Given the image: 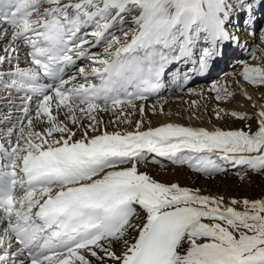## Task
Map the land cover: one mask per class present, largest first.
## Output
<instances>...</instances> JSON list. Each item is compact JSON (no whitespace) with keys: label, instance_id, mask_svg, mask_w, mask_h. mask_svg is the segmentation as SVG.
Segmentation results:
<instances>
[{"label":"snow or ice","instance_id":"obj_1","mask_svg":"<svg viewBox=\"0 0 264 264\" xmlns=\"http://www.w3.org/2000/svg\"><path fill=\"white\" fill-rule=\"evenodd\" d=\"M259 8L264 0H0V99L15 107L23 93L15 122L0 116L11 123L0 130V264H264V198L229 206L140 171L163 158L208 176L225 164L264 172V109L255 131L141 130V120L108 132L97 119L118 112L131 124L125 109L159 92L169 65L203 42L206 69L239 45L233 20L244 13L250 25ZM242 76L264 85V66L245 62Z\"/></svg>","mask_w":264,"mask_h":264},{"label":"bare ground","instance_id":"obj_2","mask_svg":"<svg viewBox=\"0 0 264 264\" xmlns=\"http://www.w3.org/2000/svg\"><path fill=\"white\" fill-rule=\"evenodd\" d=\"M260 12L264 13V8H259L254 13V16H255L254 21H255V28L256 29L259 27V25H261V20H260L261 14H260ZM245 15L246 14H244V13H243V15H242V13H240L236 18H238L240 16L242 18H244ZM236 18L233 20L232 25H229V27H231V29H229V30L233 33L241 27V26L239 27L237 24H235ZM258 20H260V21H258ZM258 23H259V25H258ZM243 30L244 31L241 34H243V35L245 34L244 38H242V40H240L241 42L239 43V45H236V44L230 45L228 51L224 52L225 55L223 56L222 61H220L217 58L210 61V63H212V69L215 67L214 72H216L217 67H219L220 65L222 66L223 62L227 58H230V57H234V58H243L244 57L245 58L247 56V54L250 52L251 48L254 47V44L252 41L257 39V37L255 35L249 34L248 29L243 28ZM243 46H244V48H243ZM200 48H203V47L200 46ZM245 48L250 49V50L246 51ZM196 49L197 48H195L193 50V53L195 54L194 60L198 59V56H199L198 53L196 52ZM262 53H264V44L262 45V47H260V51L257 54L258 58H256L257 60H255L252 63H249V65H251V66H264V60L260 59V57H262L261 56ZM190 62H192L190 59L181 60L178 63V66H180L184 69H186V68L189 69L187 73L192 74V77H193V76H195V74L197 72L192 70V68L189 67L188 63H190ZM186 65H188V66L185 68ZM21 66L26 67L27 65L22 63ZM191 67H193V65ZM178 73H179V71L175 72V78L178 77ZM212 74L213 73L211 72L205 78H197L196 79V81L197 80H201V81H200V83L195 84L197 86H196L195 91L193 93L194 94L193 98H191V99L189 98V96H187V93H186L187 91L184 90V91H182V95H179V97H183L182 101L180 100V102L172 100V99L168 98L167 96L164 97L162 100L153 99V97H152V98H148L146 101H136L135 103H136V105H139V108H141V106H145L150 101V107H151L150 109L157 111L156 114H159V116L154 117V121L150 118V115H147L150 113L143 112V113H145V115L142 114L139 116L138 111H134V110L128 111V109L126 108L125 111L128 113L127 119L128 120H131V118H139L140 120L146 119L148 121L147 122L148 125L143 126V128L141 130H144L147 128L159 127V126H162V125H165L168 123L178 124V125L184 126V124H183L184 120H193V119H194L193 121H196L199 119V122H196L194 126L192 125L193 126L192 128H203V129H206L209 131H215V130L233 131L235 129L247 130V128L243 127V125H245L246 123L251 124L252 129H253L254 128L253 126L254 125L256 126V119H255L256 116L255 117L253 116V119H251V120H241V119H238L237 117H235L233 115H232L233 117H229L226 115L225 117L222 116L223 118L221 119L222 120L221 122H219L217 120H212L213 115L210 116L206 110H208L210 107L216 108V104L211 105L209 103V101L207 100L208 96L206 97V99H204L202 101L200 100L201 104L198 105L200 110L196 114H194V113H192V111H190L191 109L188 108L187 102L188 101H193V102L195 101L196 103L199 102V101H197L199 98L198 99L196 98V94L201 95V93L202 94L205 93L206 86L208 85V84H206V81H207L208 77H210ZM240 75H242V73ZM233 76L235 77L233 80L234 89H236V91H239L241 94L250 93L254 97L253 100L255 101V103L258 102L259 109L260 110L264 109V102H260L257 98L256 92H258V90L250 87V84L246 83L248 81L243 80V78H240V76H236V75H233ZM172 80H174V77L172 78ZM241 81H243V82H241ZM94 82H98V81H94ZM189 86H190V84H189ZM173 87L177 88V86H173L172 82H169V86H167L166 92L171 91V89H173ZM185 89H187V87ZM163 92H165V91H163ZM5 94H7V93L0 92V96H4ZM22 95H23V93L13 92L12 99H13V101H15L14 103H17V105L19 103H23L18 98L19 96H22ZM258 95H259V92H258ZM34 100H35V97H34ZM169 100H171V101L168 103V105L165 106V103L168 102ZM232 103H234V104L236 103L237 107H239V105H242V108H241L240 112L232 111L230 113L236 112V113H241V114H248L249 112H251V109L248 107L249 105L247 106L246 103H244V100H239L238 98H235L234 102H232ZM212 104H214V103H212ZM191 106H193V105H191ZM5 107H8L9 109L17 108V107H13L12 105L8 106L6 104V101L2 102V104L0 105V114L5 109ZM224 108L227 111L231 110V107L226 108L225 104L222 105V107L221 106L217 107L216 109L218 112L221 113V109H224ZM139 111H140V109H139ZM158 111L166 112L167 115H163L162 112H158ZM205 111H206V113H205ZM140 114H141V111H140ZM18 115H20V114L17 113L14 116V122H15V119ZM117 116H118V112H101L97 115V118H98V120L101 121L100 126H102L103 122H105V125H106L105 129L108 132H117V131L118 132H124V131H133L135 129V126H132L130 129L127 130L121 124H118L119 121H117L118 120ZM248 116H250V115H248ZM202 117L205 118V122L200 121V118H202ZM190 122H192V121H187V124H190ZM185 126H187V125H185ZM7 127H10V125H0V130L6 129ZM89 134H90V132H89ZM94 134H99V133H92L90 135H94ZM79 136H80V134L77 135V138H79ZM253 155H255V154H253ZM160 160L162 162L163 160H166V159L160 158ZM161 162L160 163L144 162L140 167V171L146 172L153 179H155L158 182L164 183V184L175 183V184H179L182 187L190 188L192 190H199V193L201 195H207L210 197H223L225 204H227L229 206H232L231 202L233 200L243 201L244 199H248L251 201V200H257V199L264 198V177L263 176L252 174V176L254 175L252 177L253 179L247 186H245L244 182L234 181L233 188L229 187V185L232 184L233 182H228L225 179H224V181H222L220 179L227 188V189H225V188L221 189V188H215V186L217 185L216 179H219V176H214L215 174L208 176V175H205L203 173H198V172L190 169L187 165H177V164H173L169 161H167L165 163L164 162L161 163ZM225 165L229 169H235L238 166V165L232 166V165H228V164H225ZM262 174H264V173H262ZM257 176H259V177H257ZM193 178H199L200 181L196 182V181H194ZM240 183H241V186L239 187ZM237 208H238V210L242 209V205H237ZM142 220H143V218L141 217L136 222L142 223ZM131 235L135 236L136 233L133 232ZM119 249H120V246L117 245L116 246L117 252H119Z\"/></svg>","mask_w":264,"mask_h":264},{"label":"rangeland","instance_id":"obj_3","mask_svg":"<svg viewBox=\"0 0 264 264\" xmlns=\"http://www.w3.org/2000/svg\"><path fill=\"white\" fill-rule=\"evenodd\" d=\"M242 15H243V13H242ZM260 17H261V19L260 18L259 19L261 20V25H259V23H258L259 27L257 28V32H256L257 39H255V40L252 41L253 44H254V47H252L251 50L245 48L246 51H249L250 50V52L247 54V56L245 58L244 57L243 58H234V57L227 58L223 62L222 66L220 65L219 67L216 68L215 74L212 72L214 75L212 74L210 77H208V79L206 81V84H208V85L206 86L205 93L204 94L201 93V95L200 94H196V98L197 99L199 98L197 101H199V102L198 103H196L195 101L194 102L193 101H188L187 102V106H188L189 109H191L190 111H192V113L196 114L200 110V108L198 107V105L201 104V101L204 100V99H206V97L208 96V99L207 100L209 101V103L211 105H215L216 104V108L217 107H220V106L222 107V105H224V104H225L226 108L231 107V110L230 111L225 110V108L224 109H221V113L218 112L216 108L210 107L208 109L209 111L208 110H206V111H207V113L210 116L213 115L212 116L213 117L212 120H217V121L221 122L222 121L221 119L223 117H225L226 115L229 116V117H233L230 112H232V111L240 112L241 111V108H242V105H239V107H237L236 106V103L235 104L232 103V102H234L235 98H238L239 100H244V103H246L247 106L249 105L248 107L251 109V112H249L248 114H246L247 116L248 115H250L249 117H253V116L255 117L256 116L257 112L260 110L259 109L258 102L255 103V101L253 100L254 97L250 93H243V94H241L239 91H236V89H234L233 80H234L235 77L233 75L240 76V78H243L242 75H240V74L242 73V70H243V67H244L245 62L247 64H249V63H252L255 60H257L256 58H258L257 54L260 51V47H262V45L264 44V41L261 40L262 32H264V13L261 14ZM260 20H258V21H260ZM243 38H244V36H243ZM244 46H243V48H244ZM201 49L202 48H197L196 49V52L197 51L200 52ZM253 53H254V58H253ZM261 56L262 57H260V59L264 60V53H262ZM222 59L220 61H222ZM243 80H245V79L243 78ZM200 81L201 80H197V82L191 83L190 86L187 87V89H184L185 91H187L186 92L187 93V96H189L190 99L193 98V95H194L193 93H194L195 88L197 86L195 84L200 83ZM241 82H243V81H241ZM246 83L247 84H250V87L258 90L259 95H258V92H256L257 93V98H258V100L260 102H264V85H253L250 82H246ZM213 84H215L216 87L220 89L219 93H217L216 91L211 90ZM174 88H176V87H174ZM174 88L171 89V91H169V92H165V93L163 92V93L159 94L158 96L157 95L154 96L153 99L162 100L164 97L167 96L168 98H170L172 100H175L177 102H180V100L182 101V98L183 97H179V95H182V92L176 91ZM260 92L261 93L263 92V93L261 94ZM218 95L221 97L220 99H217V96ZM4 96H7V94H5ZM249 96L251 97V99H248ZM5 101H6V104L8 106H11V104H9L7 102V100H5V99H0V105L2 104V102H5ZM170 101L171 100H169L168 102H166L165 103V106L168 105V103ZM211 102L214 103V104H212ZM14 104H15V107H17V108L9 109L8 107H5V109L2 111V113L0 114V116L10 115L11 114L10 116L12 117V122H14V116L17 113L20 114L19 108L22 106V103H19L18 105H17V103H14ZM191 105H193V106H191ZM138 108H139V105H136L135 108H130L129 107L127 109H128V111H133V110L134 111H138L139 112V116H140L142 114H140V111H139L140 108L139 109ZM150 108L151 107H150V101H149V103H147L145 106H143V112L150 113V114H147V115H150V118L154 121V117L159 116V114H156L157 111H154V110H152ZM206 111H205V113H206ZM158 112H162L163 115H167L166 112H163V111H158ZM145 113H143V114L145 115ZM193 120H184L183 121L184 126L187 125L185 127H193L196 122H199V119L196 120V121H193ZM117 121H119V120H117ZM131 121H132L131 124L121 123L120 121L118 122V124H121L123 127H125L128 130L132 126H135V124H136L137 121H141V120L139 118H131ZM143 121H144L143 126H147L148 125V123H147L148 121L146 119H144ZM187 121H192L193 123L190 122V124H187ZM200 121L205 122V118H203V117L200 118ZM0 125H10L11 126V123H5V124H0ZM247 125H248V123H246L245 125H243V127L247 128ZM102 126H100V129L101 130H104L105 127H106L105 122H103V125ZM253 127H254L253 128V131H255L256 130V126L254 125ZM235 130H237V129H235ZM78 134H81V133L80 132H77V135ZM90 134H92V132H90ZM162 162L165 163L167 161L166 160H163ZM143 163H141V165ZM148 163H150V162H148ZM141 165H140V167H141ZM224 167L226 169L225 171L215 173V175H214V176H219V179H216L217 185L215 186V188H221V189H224L225 188V189H227L226 186L222 182V181H224V179L227 180L228 182H233L232 184L229 185L230 188H233L234 181L244 182L245 183V186H247L252 181V179H253L252 177L254 175L252 176V174H255V175H259V176H263L264 177V174H262L264 172H262V173L261 172H256V171L250 169L246 165H238L235 169H229L226 165ZM259 176H257V177H259ZM193 179L196 182L200 181L199 178H193ZM240 186H241V183H240L239 187Z\"/></svg>","mask_w":264,"mask_h":264}]
</instances>
